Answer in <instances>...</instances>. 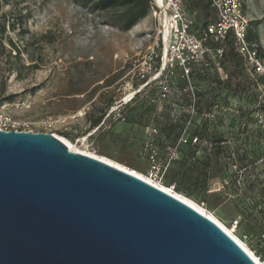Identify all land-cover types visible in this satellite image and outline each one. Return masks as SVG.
Listing matches in <instances>:
<instances>
[{"label": "rangeland", "instance_id": "rangeland-1", "mask_svg": "<svg viewBox=\"0 0 264 264\" xmlns=\"http://www.w3.org/2000/svg\"><path fill=\"white\" fill-rule=\"evenodd\" d=\"M243 9L264 51V0H244ZM121 11L97 10L83 0H0V26L5 27L0 34V95L5 110L30 122L34 132L62 136L78 150L109 159L107 155L131 157L128 162L141 173L147 168L148 128H156L164 153L186 125L187 100L178 92L168 102L158 101L156 90H143L124 108L127 123L107 121L99 129L90 127L103 108L107 111L128 95L124 77L128 62L150 45L155 34L150 12L131 29L121 30L113 20ZM33 64L36 68L29 69ZM231 69L225 73L211 69L195 77L198 108L214 117L205 118L197 130L200 141L183 146L173 162L180 177L173 191L212 214L261 262L264 140L252 115L259 99L248 92L244 73L235 75ZM169 80L182 89L176 73ZM47 120L54 124L47 126ZM212 130L215 133L207 140L205 133ZM218 135L222 138L215 139ZM234 219H240L235 232L228 227Z\"/></svg>", "mask_w": 264, "mask_h": 264}, {"label": "water", "instance_id": "water-1", "mask_svg": "<svg viewBox=\"0 0 264 264\" xmlns=\"http://www.w3.org/2000/svg\"><path fill=\"white\" fill-rule=\"evenodd\" d=\"M0 264L257 263L130 167L51 133L0 130Z\"/></svg>", "mask_w": 264, "mask_h": 264}, {"label": "built area", "instance_id": "built-area-1", "mask_svg": "<svg viewBox=\"0 0 264 264\" xmlns=\"http://www.w3.org/2000/svg\"><path fill=\"white\" fill-rule=\"evenodd\" d=\"M208 2L215 19L199 29L185 0H150V13L156 22L152 42L128 62L124 75L128 95L110 105L97 125L98 128L107 121L127 123L124 108L143 90H156L157 100L164 102L177 97L178 92L179 96H185L187 104L183 117L186 118V125L180 130L177 140L161 153L155 127L148 128L144 139L147 168L141 173L147 182L154 186L162 185L168 190H175V183L166 182V173L173 162L179 159L181 148L196 145L200 141L197 130L205 118L214 117L209 111H200L198 108L200 91L195 77L211 69H221V61L225 59L228 48L239 58L238 65L231 64L230 68L237 74L244 73L248 80V92L254 93L256 101L259 99L252 108L264 140V108L256 110L264 106V52L257 42L248 39L249 19L244 13V0ZM175 73L183 84L182 89L171 86L169 79ZM179 116L182 115L179 113ZM53 124L51 120L46 121L49 127ZM190 126L195 130L190 131ZM0 130L34 132L30 122L12 116L5 110L1 95ZM238 222V219H234L229 229L235 232ZM262 237L264 239V233ZM257 258L260 260V257ZM261 263L264 264V260Z\"/></svg>", "mask_w": 264, "mask_h": 264}, {"label": "trees", "instance_id": "trees-1", "mask_svg": "<svg viewBox=\"0 0 264 264\" xmlns=\"http://www.w3.org/2000/svg\"><path fill=\"white\" fill-rule=\"evenodd\" d=\"M83 1H84V3L91 5L92 7L96 8L97 10H109V9L121 8L122 9L121 13L119 15H117L116 17H114V19H113L121 30L131 29L140 19L144 18L147 15V13L150 12V0H83ZM185 2H186L187 7L189 8V10L194 14V17L196 20V26L199 29H202L208 23L214 21V19H215L214 13L210 8L208 0H185ZM4 31H5V27L0 26V34L1 35L3 34ZM248 39L258 43V33L256 32V30L254 28L252 29V27H250V21H249V28H248ZM9 42H10L12 48L18 53L19 52L18 47L12 41H9ZM259 48L261 49L262 52H264L263 49L260 47V45H259ZM238 63H239V58L236 56V54L234 52H232V50L230 48H228V50L225 54V59L221 61V65H220L221 69L220 70L225 73L227 67L230 68L231 64L238 65ZM32 68H36V65L33 64V65L29 66V69H32ZM234 74L237 75V73H235V72H234ZM2 100H3V97H2ZM110 103H111V101L106 105V107L108 105H110ZM260 108H264V106L263 107H257L256 110H258ZM105 111H106V108H103L98 113V115H96L94 118H92V120L89 122V125L91 128L99 125V123L103 119ZM253 112H254V110L252 109V115H253ZM256 124H257V122H256ZM257 126H258V124H257ZM100 127L101 126H99L98 129ZM258 128H259V126H258ZM206 132H210V131H206ZM210 133L214 134L215 131L212 130ZM260 133H261V131H260ZM197 134L199 135L198 131H197ZM206 138L208 140L207 134H206ZM210 138H212L211 134H210L209 139ZM214 138L220 139L222 137L220 135H218V137H214ZM102 153L103 152H101V154ZM107 156L110 157L111 159H114V160L130 167L133 170L136 169L133 164L129 163L128 161H125L124 158H122V157L120 158V157H116V156H112V155H107ZM209 162L210 161H208V164H209ZM213 163L217 164V161H213ZM216 172H218V169L216 170ZM167 177L169 178L168 179L169 181H167ZM178 177L179 176L177 175V170L173 169L171 166L166 173V182H168V183L174 182L175 187L177 188V182L175 179ZM214 177H217V173L213 176V178ZM216 199L218 200L219 197H216ZM242 215L248 216L247 212H243ZM238 220H240V219H238ZM263 222H264V220H263Z\"/></svg>", "mask_w": 264, "mask_h": 264}, {"label": "bare ground", "instance_id": "bare-ground-1", "mask_svg": "<svg viewBox=\"0 0 264 264\" xmlns=\"http://www.w3.org/2000/svg\"><path fill=\"white\" fill-rule=\"evenodd\" d=\"M128 97H126L125 100H127ZM59 139H61L62 141H64L67 145H69L73 150L75 151H78L80 153H83V154H86V155H89L91 157H94V158H97V159H100L102 161H105L107 163H110V164H113V165H117L119 167H123L125 168V166L121 165V164H118L116 162H114L113 160L109 159V158H106L100 154H97V153H92V152H84V151H81V150H78L76 148H74L73 146L70 145V142L68 140H66L64 137L62 136H57ZM133 173L134 175H136L137 177L145 180V181H148L146 180V178L144 177L143 174H141L140 172H137V171H134L133 170ZM157 187H159L160 189L164 190V191H167L168 193L172 194L173 196L181 199L182 201H184L185 203L189 204L191 207L195 208L196 210H198L199 212L207 215L208 217H210L211 219H213L218 225L219 227H221L228 235H230L231 238H233L251 257L252 259L257 263V264H262L257 258L256 256L250 252L247 247L243 244V242H241L230 230H228L219 220H217L212 214L210 213H207L203 207H201L199 204H196L195 202L191 201L189 198L173 191V190H168L166 189L164 186H160V185H156Z\"/></svg>", "mask_w": 264, "mask_h": 264}, {"label": "crops", "instance_id": "crops-1", "mask_svg": "<svg viewBox=\"0 0 264 264\" xmlns=\"http://www.w3.org/2000/svg\"><path fill=\"white\" fill-rule=\"evenodd\" d=\"M125 161H132V158L131 157H126L124 158Z\"/></svg>", "mask_w": 264, "mask_h": 264}, {"label": "flooded vegetation", "instance_id": "flooded-vegetation-1", "mask_svg": "<svg viewBox=\"0 0 264 264\" xmlns=\"http://www.w3.org/2000/svg\"><path fill=\"white\" fill-rule=\"evenodd\" d=\"M210 132H211V131H210ZM210 132H206L208 139H209V137H210Z\"/></svg>", "mask_w": 264, "mask_h": 264}]
</instances>
